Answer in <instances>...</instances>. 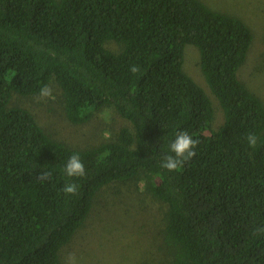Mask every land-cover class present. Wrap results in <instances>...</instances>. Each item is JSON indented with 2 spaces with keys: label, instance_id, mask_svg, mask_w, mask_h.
<instances>
[{
  "label": "trees",
  "instance_id": "trees-1",
  "mask_svg": "<svg viewBox=\"0 0 264 264\" xmlns=\"http://www.w3.org/2000/svg\"><path fill=\"white\" fill-rule=\"evenodd\" d=\"M251 41L242 20L200 0H0V264H60L96 194L114 182L143 184L166 205L162 264H264V106L237 76ZM186 45L198 49L222 111L217 130L209 97L183 72ZM52 82L70 123L112 108L130 128L73 149L8 106L13 93L38 95ZM184 130L200 141L196 156L168 172L162 156ZM73 153L87 174L69 181ZM44 171L50 181L37 180ZM67 182L77 195L61 192Z\"/></svg>",
  "mask_w": 264,
  "mask_h": 264
},
{
  "label": "rangeland",
  "instance_id": "rangeland-1",
  "mask_svg": "<svg viewBox=\"0 0 264 264\" xmlns=\"http://www.w3.org/2000/svg\"><path fill=\"white\" fill-rule=\"evenodd\" d=\"M209 9L242 20L251 30L252 41L238 79L264 106V0H200ZM118 51L117 45L107 43ZM182 69L209 97L217 130L223 114L210 92L200 67L199 51L192 45L183 49ZM54 100L37 103L34 96L12 94L9 107L27 110L54 140L73 149H87L112 141L120 129L130 128L112 108L92 114L83 124L70 123L63 96L50 83ZM166 205L154 199L143 184L114 182L95 196L92 208L70 242L59 251L60 264H162L170 258L164 243Z\"/></svg>",
  "mask_w": 264,
  "mask_h": 264
},
{
  "label": "clouds",
  "instance_id": "clouds-1",
  "mask_svg": "<svg viewBox=\"0 0 264 264\" xmlns=\"http://www.w3.org/2000/svg\"><path fill=\"white\" fill-rule=\"evenodd\" d=\"M130 72L135 74L139 72L138 66H131ZM55 96L53 95L52 89L48 86H42L38 95L35 97V101L40 103L42 101L54 100ZM246 143L250 149L255 148L257 145V136L254 133H249L246 136ZM200 141L194 139L192 135L188 133L187 130L178 131L175 133V138L168 144V152L162 156L161 168L165 169L168 172H177L179 171L184 164L189 162L192 158L196 156V148L199 145ZM63 173L71 181L72 178H84L86 176V170L81 156L79 153H73L67 160ZM52 179V173L49 171L41 172L37 176L39 181H50ZM79 185L72 182H67L61 189V192L67 196H75L79 192ZM264 231V229H260Z\"/></svg>",
  "mask_w": 264,
  "mask_h": 264
}]
</instances>
